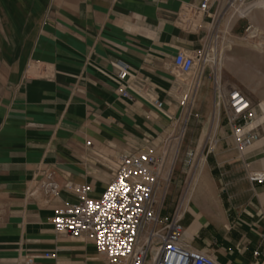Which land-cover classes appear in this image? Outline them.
<instances>
[{
    "label": "crops",
    "instance_id": "0c3cea01",
    "mask_svg": "<svg viewBox=\"0 0 264 264\" xmlns=\"http://www.w3.org/2000/svg\"><path fill=\"white\" fill-rule=\"evenodd\" d=\"M205 1L197 27L183 20ZM220 2L0 0V264H111L89 239L54 231V211L76 203L83 186L98 197L121 155L156 153L179 133L189 86L174 57L220 32ZM263 146L218 161L204 155L194 173L185 153L172 191L197 179L191 196L179 197L182 246L217 264H264V182L251 180L264 173ZM46 173L55 195L40 187Z\"/></svg>",
    "mask_w": 264,
    "mask_h": 264
},
{
    "label": "built area",
    "instance_id": "2783aa9c",
    "mask_svg": "<svg viewBox=\"0 0 264 264\" xmlns=\"http://www.w3.org/2000/svg\"><path fill=\"white\" fill-rule=\"evenodd\" d=\"M208 12L205 1L195 11L185 14L183 20L197 27ZM218 37L215 31L196 53L179 51L175 55L176 70L191 78L182 106L187 99L194 101L203 76L208 69H214L212 64L219 59L215 43ZM117 77L120 80L126 77L125 65H121ZM121 94L129 97L125 90ZM223 108L235 146L244 153L259 140L256 127H250L257 118L255 107L240 90L229 88ZM188 156L191 163L193 153ZM166 157V152L153 151L121 155L112 178L98 197L89 196L90 187L83 186L77 191L76 203L54 211V231L89 239L111 264H217L212 258L180 244L183 199L177 201L169 215L161 218L171 176L170 171H165ZM251 180L264 182V173L253 174ZM40 187L45 193H58L51 173L44 175ZM50 256L45 253V257Z\"/></svg>",
    "mask_w": 264,
    "mask_h": 264
},
{
    "label": "rangeland",
    "instance_id": "374dc122",
    "mask_svg": "<svg viewBox=\"0 0 264 264\" xmlns=\"http://www.w3.org/2000/svg\"><path fill=\"white\" fill-rule=\"evenodd\" d=\"M256 1L231 0L226 4V0H221L218 6L220 32L215 42L216 48L219 54L223 49V58L231 53L234 61L221 67L220 77H218L216 66L214 69H208L212 83L201 107L194 109V101L187 99L182 114L184 124L179 127L177 125L179 133L156 152L157 154L167 153L165 171L167 172L169 168L171 173L161 218L167 216V212L173 207L175 201L177 203L180 196L182 198L189 185L190 180L186 188L179 191L177 195L172 191L174 177L179 167H183L184 155L188 150H192L191 153L195 155L192 163L187 166L191 169L190 173H194L201 165L202 159L205 160L204 155L208 154V160L211 162V159L218 161L221 160L220 156L238 152L223 108L229 88L240 90L254 105L257 114L254 126L259 134V140L254 146L264 145V17L261 18L254 11L246 17H239L237 13H234L235 7H246L253 5ZM231 40H233L232 44ZM178 78L190 86V77L178 75ZM187 91L184 95H187ZM215 104L218 107L216 122L214 121ZM188 119L194 124H189ZM205 130L207 135L203 138ZM214 156L215 158H210ZM222 170L223 168L216 169L218 176Z\"/></svg>",
    "mask_w": 264,
    "mask_h": 264
},
{
    "label": "bare ground",
    "instance_id": "6f19581e",
    "mask_svg": "<svg viewBox=\"0 0 264 264\" xmlns=\"http://www.w3.org/2000/svg\"><path fill=\"white\" fill-rule=\"evenodd\" d=\"M252 11H254L255 12V14H259L260 15V17L261 18H263L264 17V0H257L253 5H249V6H246V7H242V6H239V7H235V11H234V13H237V15L239 16V17H246V16H248ZM230 43L232 44L233 43V40H231L230 41ZM249 51H250V49H249ZM251 51H252V49H251ZM221 54V55H220ZM220 54H219V59H218V61L216 62L215 61V65L214 64H212L213 66H216V68H217V72H218V77H220V75H221V67L223 66V65H225V66H227L228 64H229V62H231L232 60H233V57L234 56H232L231 55V53L230 54H227L224 58H223V56H224V51H223V49L221 50V52H220ZM234 61V60H233ZM197 93V92H196ZM196 95V94H195ZM197 95H200V93H197ZM194 103V102H193ZM256 121V120H255ZM255 121H253L252 122V124H251V126L250 127H255L254 126V122ZM203 159L201 160V162L203 163ZM202 163H201V165H202ZM202 168V167H201ZM203 170V169H202ZM168 171H169V168H168ZM198 171V170H197ZM198 173V172H197ZM201 175V174H200ZM200 178H202V177H200ZM196 179H197V177H195L194 175H193V177L191 178V181H190V183H189V185H188V188H187V190H186V194H185V198H189L190 196H191V194L193 193V190H194V187H195V183H196ZM199 182V181H198ZM201 184V183H200ZM205 184V183H204ZM203 184V185H204ZM209 184V183H208ZM209 187V186H208ZM211 188V187H210ZM203 189V188H202ZM207 189V188H206ZM203 193V192H202ZM210 194V193H209ZM192 196H194V195H192ZM186 200V199H185ZM191 201V200H190ZM185 206V205H184Z\"/></svg>",
    "mask_w": 264,
    "mask_h": 264
}]
</instances>
